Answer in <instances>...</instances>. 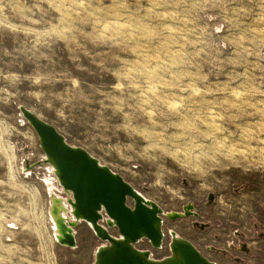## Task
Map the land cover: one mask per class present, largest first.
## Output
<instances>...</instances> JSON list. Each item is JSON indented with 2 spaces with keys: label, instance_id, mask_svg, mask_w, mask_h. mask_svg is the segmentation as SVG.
I'll return each instance as SVG.
<instances>
[{
  "label": "rangeland",
  "instance_id": "374dc122",
  "mask_svg": "<svg viewBox=\"0 0 264 264\" xmlns=\"http://www.w3.org/2000/svg\"><path fill=\"white\" fill-rule=\"evenodd\" d=\"M23 108L164 211L137 248L264 264V0H0V264H95L88 222L57 239L71 194Z\"/></svg>",
  "mask_w": 264,
  "mask_h": 264
},
{
  "label": "water",
  "instance_id": "95a60500",
  "mask_svg": "<svg viewBox=\"0 0 264 264\" xmlns=\"http://www.w3.org/2000/svg\"><path fill=\"white\" fill-rule=\"evenodd\" d=\"M21 112L39 137L47 156L45 163L51 166L52 159L56 164L60 173L58 180L74 200L75 216L88 222L101 240L108 243L100 254L99 264H214L187 239L174 240L173 237L169 246L172 256L161 261H147L130 243L144 238L155 248L163 244V232L161 226H157L160 220L163 226L160 207L150 201L145 204L144 198L121 175L100 165L85 149L71 146L56 127L25 108ZM129 198L135 201L134 208L128 206ZM104 216L106 227L100 224ZM182 216L168 217L176 220ZM110 219L115 220V224L111 225ZM112 228L118 230V237L110 233ZM59 242L70 246L77 244L72 233H65L64 240ZM175 254L177 256L173 257Z\"/></svg>",
  "mask_w": 264,
  "mask_h": 264
},
{
  "label": "bare ground",
  "instance_id": "6f19581e",
  "mask_svg": "<svg viewBox=\"0 0 264 264\" xmlns=\"http://www.w3.org/2000/svg\"><path fill=\"white\" fill-rule=\"evenodd\" d=\"M45 157H47L46 154H45ZM50 162H51L52 170L54 171L56 177H58V179H59V174L60 173H59V170H58L56 164L54 163V161L52 159H50ZM98 162H99V160H98ZM99 164L103 165V164H101V162H99ZM64 190L66 191V193L70 194V191L68 189H64ZM134 190L139 195H141L144 198V200H145L144 203L148 204L147 198L144 197L142 194H140V192H138L135 188H134ZM68 205H69L70 208L68 206L67 207L65 206V204H64L62 199H60L59 197L53 196L52 202H51V215H52L51 218H52L53 223L55 225V229L57 231V239L59 241H63L64 240L65 233L74 234V227L78 226V224L80 222V218L75 216L76 207H75V204H74V200L70 199ZM160 210L164 213V211L161 208H160ZM185 211H191V207H186ZM182 215L183 214L179 213V212H169L168 213V216H170V217H179V216H182ZM108 222L111 225L115 224V220H113V219H110ZM157 226L158 227L161 226V230L163 232V226H162V221L161 220H160V223ZM171 234H172L171 237H173L174 240L183 239L175 231H171ZM163 236L165 237L164 232H163ZM143 237H146V236H143ZM122 239L124 240L125 238L123 237ZM142 239H144V238H142ZM142 239H140V240H142ZM140 240H138L136 243H138ZM136 243L135 242L134 243L131 242L130 244H131L132 248L134 250L138 251V253H140V255L142 257H144L147 261H152V262L157 261L153 257L152 252L137 248ZM162 245L163 244L159 245L158 248H161ZM107 246H108V243H104L103 245H100L99 248L96 250V252H95V257H96L95 264H99L100 254L103 251V249H105ZM170 256H172V255H170ZM176 256H177L176 254L173 255V257H176ZM214 264H216V263H214Z\"/></svg>",
  "mask_w": 264,
  "mask_h": 264
}]
</instances>
